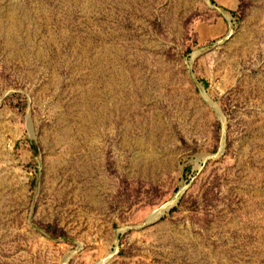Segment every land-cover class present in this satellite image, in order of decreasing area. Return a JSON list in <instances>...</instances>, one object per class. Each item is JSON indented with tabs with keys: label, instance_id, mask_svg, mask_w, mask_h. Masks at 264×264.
Segmentation results:
<instances>
[{
	"label": "rangeland",
	"instance_id": "obj_1",
	"mask_svg": "<svg viewBox=\"0 0 264 264\" xmlns=\"http://www.w3.org/2000/svg\"><path fill=\"white\" fill-rule=\"evenodd\" d=\"M99 263L264 264V0H0V264Z\"/></svg>",
	"mask_w": 264,
	"mask_h": 264
},
{
	"label": "water",
	"instance_id": "obj_2",
	"mask_svg": "<svg viewBox=\"0 0 264 264\" xmlns=\"http://www.w3.org/2000/svg\"><path fill=\"white\" fill-rule=\"evenodd\" d=\"M161 212L163 211V210H160ZM99 264H101V263H99Z\"/></svg>",
	"mask_w": 264,
	"mask_h": 264
},
{
	"label": "trees",
	"instance_id": "obj_3",
	"mask_svg": "<svg viewBox=\"0 0 264 264\" xmlns=\"http://www.w3.org/2000/svg\"><path fill=\"white\" fill-rule=\"evenodd\" d=\"M231 12H234V11L231 10Z\"/></svg>",
	"mask_w": 264,
	"mask_h": 264
}]
</instances>
